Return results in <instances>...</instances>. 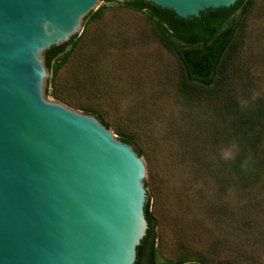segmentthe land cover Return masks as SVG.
Masks as SVG:
<instances>
[{
  "label": "rangeland",
  "instance_id": "374dc122",
  "mask_svg": "<svg viewBox=\"0 0 264 264\" xmlns=\"http://www.w3.org/2000/svg\"><path fill=\"white\" fill-rule=\"evenodd\" d=\"M235 46L222 81L186 94L146 13L105 6L51 62L48 102L103 121L149 168L156 264H264V0ZM260 109L256 127L240 128Z\"/></svg>",
  "mask_w": 264,
  "mask_h": 264
},
{
  "label": "water",
  "instance_id": "95a60500",
  "mask_svg": "<svg viewBox=\"0 0 264 264\" xmlns=\"http://www.w3.org/2000/svg\"><path fill=\"white\" fill-rule=\"evenodd\" d=\"M131 1L0 0V264L136 260L146 200L155 204L150 170L95 118L48 102L45 64L51 47H76L105 6L136 12ZM144 1L182 19L237 2Z\"/></svg>",
  "mask_w": 264,
  "mask_h": 264
},
{
  "label": "trees",
  "instance_id": "16d2710c",
  "mask_svg": "<svg viewBox=\"0 0 264 264\" xmlns=\"http://www.w3.org/2000/svg\"><path fill=\"white\" fill-rule=\"evenodd\" d=\"M254 0H237L228 8L208 9L197 18L182 19L173 11L161 9L144 0L125 2L124 5L136 11H144L156 30L161 44L171 51L179 61L182 71L180 91L186 94H196L197 89L211 88L217 81L226 76L235 51L236 32L245 13L248 12ZM98 12L95 13L97 16ZM70 43V42H69ZM64 43L53 46L45 52V64L51 69V62L65 55ZM53 68V67H52ZM53 70V69H52ZM56 68H54V71ZM261 110L243 114L238 121L240 128L245 125L248 130L256 127ZM87 111V110H86ZM102 124L105 125L103 121ZM107 127V125H105ZM119 140L130 145L140 155L130 139L119 134ZM145 218L148 224L145 237L136 248L134 264H156L154 222L149 212V200H146ZM186 259L165 261L161 264H185ZM200 264H212L208 261L197 260ZM215 264H223L218 261ZM233 264V263H232Z\"/></svg>",
  "mask_w": 264,
  "mask_h": 264
}]
</instances>
